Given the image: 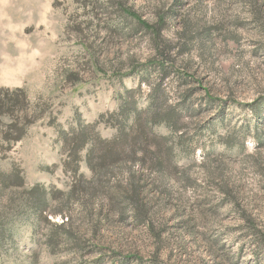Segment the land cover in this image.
Masks as SVG:
<instances>
[{"label":"rangeland","instance_id":"374dc122","mask_svg":"<svg viewBox=\"0 0 264 264\" xmlns=\"http://www.w3.org/2000/svg\"><path fill=\"white\" fill-rule=\"evenodd\" d=\"M0 89L32 121L0 153L22 181H0V264H264V0H0ZM123 106L175 112L154 132L176 168L97 173L86 147L66 169L61 134L111 140ZM87 184L107 195L82 204ZM131 190L138 221L115 196Z\"/></svg>","mask_w":264,"mask_h":264},{"label":"trees","instance_id":"16d2710c","mask_svg":"<svg viewBox=\"0 0 264 264\" xmlns=\"http://www.w3.org/2000/svg\"><path fill=\"white\" fill-rule=\"evenodd\" d=\"M130 16L132 17V15ZM207 99L209 102L211 101L209 97ZM28 105L23 89H0V153L5 154L12 146L25 138L26 131L32 123V121H29L30 117L26 114ZM126 110H129V107L123 106L118 114L114 115L115 119H119L124 124L111 140L100 139L94 131L92 132L93 126L79 127L72 131L71 135L69 133L61 134L65 146L67 148L70 146L73 149L68 154V163L65 164L66 169L70 172L77 171L76 159L79 157V151L86 147H88L85 156L86 164L97 173H104L120 162L132 161L139 156L138 159L142 161V164L148 161L147 166L150 169L176 168L178 161L173 147L168 144V139L165 136L154 132V128L158 126L169 130L175 129V112L168 108V110H163L159 114L152 113L146 118L136 112L133 115V122H130L127 121L129 113ZM71 141L72 143H70ZM0 181L5 187L8 186V183L22 185V181L16 173H11L9 176H0ZM100 188L106 190L102 186ZM101 189L87 184L79 190L76 200L82 202V199H86V202H91L98 192H102ZM119 190L124 189L119 187ZM121 193V195L115 196L124 201V206L133 213L134 220L138 221L145 218L146 209L138 192L131 190ZM74 194L72 192L71 195ZM102 194L107 195L105 192H102ZM108 199L111 210L122 203L118 201V198L115 199L109 194ZM82 204L86 205L83 202ZM103 207L101 206L102 209ZM104 214L105 211L102 212V210L99 213L101 216ZM128 259L123 258L121 261Z\"/></svg>","mask_w":264,"mask_h":264}]
</instances>
